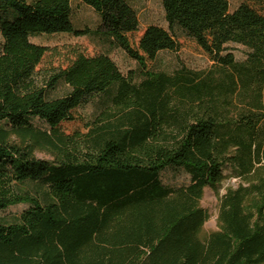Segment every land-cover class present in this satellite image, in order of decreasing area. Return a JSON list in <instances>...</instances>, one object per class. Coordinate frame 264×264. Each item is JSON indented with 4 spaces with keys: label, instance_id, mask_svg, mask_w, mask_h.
<instances>
[{
    "label": "trees",
    "instance_id": "1",
    "mask_svg": "<svg viewBox=\"0 0 264 264\" xmlns=\"http://www.w3.org/2000/svg\"><path fill=\"white\" fill-rule=\"evenodd\" d=\"M79 1L99 17L94 34L143 78L122 75L106 53L39 68L49 49L32 37L91 32L74 27L72 0H0V211L28 206L0 222V264H264V15L246 3L230 12L228 0H161L167 29L148 26L134 46L127 0ZM178 34L215 70L149 71L180 49ZM230 44L246 49L243 61ZM60 83L68 92L53 97ZM104 95L117 113L101 112L84 138L62 131ZM43 145L63 159L37 158ZM167 169L189 183L163 184ZM225 170L239 183L219 198L217 229L202 234L199 202Z\"/></svg>",
    "mask_w": 264,
    "mask_h": 264
},
{
    "label": "rangeland",
    "instance_id": "2",
    "mask_svg": "<svg viewBox=\"0 0 264 264\" xmlns=\"http://www.w3.org/2000/svg\"><path fill=\"white\" fill-rule=\"evenodd\" d=\"M127 1L136 11L139 21L138 31L128 36L132 45H137L139 38L148 26L155 25L167 29L161 0ZM228 3L230 12L235 10L240 4L246 3L264 15V6L259 5L253 0H228ZM71 8L74 27L82 30L89 29L91 34L81 37L69 34L32 37L30 39L32 43L45 46L49 49L39 68L65 67L77 52H82L88 56L106 53L115 62L122 75L125 77L131 76L136 83H139L143 77L137 63L130 59L122 49L113 46L106 39L94 34L100 23L98 15L79 0H72ZM178 42L180 43V49L177 52L164 51L159 53L154 62L147 64L149 71L172 75L183 68L202 73L215 70L213 63L193 40L178 34ZM1 43L2 37L0 35V47ZM229 47L236 61L241 62L245 59L246 49L244 47L235 44H230ZM66 92H68V88L63 83H60L52 93V96L60 97L66 94ZM110 92L114 93L115 89H111ZM105 110L107 111V116L117 113V109L112 107L106 95L100 98L97 97L89 104L78 109L74 113V120L64 123L61 129L68 136L76 137V133H79L81 135L79 137L84 138L87 128L98 124L97 118ZM35 123L43 127L40 121L35 120ZM61 153L62 151L56 147L43 145L37 148L35 156L47 161H56L63 159ZM224 173L225 179L221 185L216 190L205 189L203 197L199 202L200 207L207 214L206 221L201 229L202 234H207L217 229L219 198L225 194L228 188L236 187L239 183L238 179L231 175L230 170H225ZM161 180L163 184L172 187L184 186L189 183V177L180 169L164 170L161 173ZM27 207L25 204H19L0 211V222H13Z\"/></svg>",
    "mask_w": 264,
    "mask_h": 264
}]
</instances>
